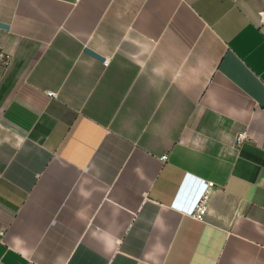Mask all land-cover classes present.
Returning <instances> with one entry per match:
<instances>
[{"label": "crops", "instance_id": "0c3cea01", "mask_svg": "<svg viewBox=\"0 0 264 264\" xmlns=\"http://www.w3.org/2000/svg\"><path fill=\"white\" fill-rule=\"evenodd\" d=\"M0 23V264H264V0H0Z\"/></svg>", "mask_w": 264, "mask_h": 264}, {"label": "built area", "instance_id": "2783aa9c", "mask_svg": "<svg viewBox=\"0 0 264 264\" xmlns=\"http://www.w3.org/2000/svg\"><path fill=\"white\" fill-rule=\"evenodd\" d=\"M8 55L6 54V52L4 51L3 46L0 44V66L4 65L8 62ZM108 62H105V65H107ZM48 96L50 97H55L56 94L49 92ZM247 136L245 133H240L236 136L235 138V142L237 145L241 144L242 142H244L246 140ZM163 159L165 160L166 157H163ZM214 186L213 182H207L206 183V188H204L201 193L199 194V196L196 198L192 210L189 213V216L196 221L199 222H203L208 214V210H209V191L210 189H212ZM5 235V231L4 230H0V242L3 241Z\"/></svg>", "mask_w": 264, "mask_h": 264}, {"label": "water", "instance_id": "95a60500", "mask_svg": "<svg viewBox=\"0 0 264 264\" xmlns=\"http://www.w3.org/2000/svg\"><path fill=\"white\" fill-rule=\"evenodd\" d=\"M5 27H7V26H5L4 24H1L0 23V28H5ZM85 53H87L88 55H90V56L98 59L101 62L104 61V58L103 57L99 56L98 54H96L95 52H93L92 50H90L88 48L85 49Z\"/></svg>", "mask_w": 264, "mask_h": 264}]
</instances>
